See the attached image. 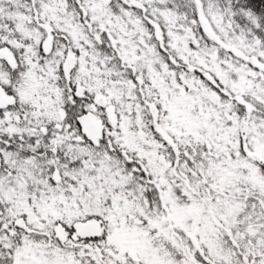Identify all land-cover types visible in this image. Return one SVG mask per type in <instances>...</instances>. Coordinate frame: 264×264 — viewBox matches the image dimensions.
<instances>
[{
    "label": "snow or ice",
    "instance_id": "1",
    "mask_svg": "<svg viewBox=\"0 0 264 264\" xmlns=\"http://www.w3.org/2000/svg\"><path fill=\"white\" fill-rule=\"evenodd\" d=\"M0 264H264V0H0Z\"/></svg>",
    "mask_w": 264,
    "mask_h": 264
}]
</instances>
